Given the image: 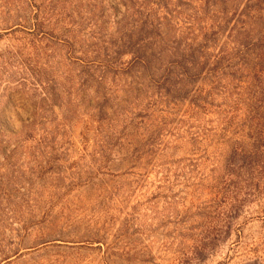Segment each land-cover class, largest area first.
Returning <instances> with one entry per match:
<instances>
[{
    "label": "rangeland",
    "instance_id": "rangeland-1",
    "mask_svg": "<svg viewBox=\"0 0 264 264\" xmlns=\"http://www.w3.org/2000/svg\"><path fill=\"white\" fill-rule=\"evenodd\" d=\"M261 1L0 0V264H264Z\"/></svg>",
    "mask_w": 264,
    "mask_h": 264
},
{
    "label": "trees",
    "instance_id": "trees-1",
    "mask_svg": "<svg viewBox=\"0 0 264 264\" xmlns=\"http://www.w3.org/2000/svg\"><path fill=\"white\" fill-rule=\"evenodd\" d=\"M262 2V1H261ZM264 0L262 3H260V9L261 6H263ZM259 6V4H258ZM248 9V8H247ZM262 32H264L262 30ZM246 51H238L236 54L233 55L232 58H229V62H232L233 60H238L240 64V70L237 72H234V75L237 77L239 72H241V77L237 80L239 83V86H242L243 84L247 89V98L242 102V104H245L246 112L248 113V119L247 121L251 123V126H253L254 130L257 129H263L264 128V35L261 37L258 42L251 43L249 45L245 46ZM255 52H258L259 54L254 55ZM254 57V60H253ZM191 56L189 60L191 59L193 62L189 63V66L194 68L195 59ZM256 58V59H255ZM223 60L216 63L215 69L220 68L223 64ZM233 67L239 69V64L237 63ZM185 68V69H184ZM183 69V75L189 79L195 78V69H188L187 65L182 66ZM187 70V71H186ZM247 71V73H246ZM196 72L197 69H196ZM233 75V76H234ZM235 77V78H236ZM197 78V73H196ZM242 99V96H241ZM234 109L231 113V118L228 120V127L226 129L233 128V122L236 120L233 117V114L238 112L237 107L241 105L240 104H234ZM246 122V121H245ZM5 129V128H4ZM7 130V129H5ZM225 132V131H224ZM2 134V131L0 130V135ZM11 134H14V132L11 131ZM254 139L253 149L252 151L245 152L244 150L236 149L234 157H232L230 163L228 164V167L230 169V176L231 177H239L243 171H246V175L248 179L246 180V185L248 188H252L253 186V179L251 178L253 171V168L257 161L259 152L264 149V134L260 131L256 135H250V139ZM0 145H3V142L0 141ZM264 153V152H262ZM14 154V153H13ZM264 166V165H263Z\"/></svg>",
    "mask_w": 264,
    "mask_h": 264
}]
</instances>
